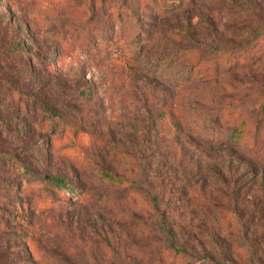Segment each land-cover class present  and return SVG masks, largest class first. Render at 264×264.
<instances>
[{
    "label": "rangeland",
    "instance_id": "1",
    "mask_svg": "<svg viewBox=\"0 0 264 264\" xmlns=\"http://www.w3.org/2000/svg\"><path fill=\"white\" fill-rule=\"evenodd\" d=\"M171 1L104 0L90 16L89 0H0V242L12 258L23 238L35 264H264V40L249 68L171 84L219 58L208 46L255 47L264 0ZM213 118L210 144L190 129ZM242 124L251 149L229 142ZM21 164L73 191L54 200Z\"/></svg>",
    "mask_w": 264,
    "mask_h": 264
},
{
    "label": "trees",
    "instance_id": "2",
    "mask_svg": "<svg viewBox=\"0 0 264 264\" xmlns=\"http://www.w3.org/2000/svg\"><path fill=\"white\" fill-rule=\"evenodd\" d=\"M103 1L104 0H89V12H90V16L96 13V9L97 7L100 8L103 5ZM171 6L173 8H183V7H187L189 6V3H184L183 0H173L171 1ZM162 10H168V7H162ZM160 10V9H159ZM165 11H163L161 14H163ZM90 19V18H89ZM143 34V33H142ZM262 34V33H260ZM259 34V35H260ZM242 38V37H241ZM262 40H264V34L263 36L260 35L259 37V41L256 43L255 47L249 49L246 52H242V53H234V52H228L225 51L221 48H216L213 46H206L210 52H216L219 56L218 59L212 58L210 59V61H205V62H201V61H194V63H192L190 66H186V68L184 70H180V73L178 74H173L171 75V77L175 76H179V78H182V81H180V79H173L171 84H177L180 85L183 80L186 81H190V78H196V79H203V78H210V77H214V76H219L220 74H225L226 72H230L232 70L235 69H246L249 68L250 65L252 64L251 62H253L255 60V58L257 57V47L260 46L259 44H261ZM214 42H218L217 39L213 40ZM200 47L205 46V45H199ZM24 47L23 45V41L22 40H16L14 44H10L8 50H11L12 52H15V50H22ZM261 48V47H259ZM217 50V51H216ZM261 50V49H259ZM5 54L8 53L7 50L4 51ZM175 73V72H173ZM17 91V90H16ZM22 101V103L26 106L28 104V102L31 101V99H29L28 96H23L22 93L20 91L17 92L16 94ZM22 104V105H23ZM227 110L230 107L229 105L226 104ZM264 106L262 107L261 110H263ZM45 114H49L47 113V111L45 110ZM215 118H213L212 120L208 121V123H206L205 125V130H201V131H194V129H190L191 132H194V134L199 137L201 140L205 141L206 143H210V144H215V143H220V138L216 137L215 135L211 134V133H207L206 130H212V124L215 123L214 122ZM235 129H237V132L233 135V137H230L229 142H233L235 146H245L244 148H252L253 144H255V142H252V138L250 136V134L248 133V130L250 129L247 125H240L238 128L236 127ZM225 142V141H224ZM241 148V147H240ZM264 160V159H262ZM263 162V161H262ZM21 169L19 171V173H23L26 176L29 177H33V178H37L41 181H43V185L45 190L47 191V193L49 194L50 197H52L54 199V195H56V193H62V191H73V187L70 185L69 181L61 176V175H54V174H50V173H46V174H38L34 171H32V169H29L28 165H23L21 164ZM233 193H237V191L235 189L232 188L231 190ZM20 193V192H19ZM20 195V194H18ZM55 200V199H54ZM14 203H18L19 199L14 200ZM52 205H55L54 202ZM56 206V205H55ZM19 209H22L21 204L19 202V205L17 206ZM54 208V207H52ZM0 211H3L2 209H0ZM20 212H17L13 214V218L15 217L14 215H19ZM11 217V220L9 219V221H14L15 218L13 219ZM0 221H4L3 217H0ZM5 241H8L7 245H5L4 247L2 246V243L0 242V264H28L29 259L33 261L32 259V255L28 252L27 255V247H26V243H25V239L22 238V245L21 246V250L18 251V257L12 258L13 257V252L9 251L10 248H12L11 245V240L10 239H5ZM25 252L26 256H22ZM31 262V263H32ZM35 264V263H32ZM186 264H192L190 262L186 263Z\"/></svg>",
    "mask_w": 264,
    "mask_h": 264
}]
</instances>
